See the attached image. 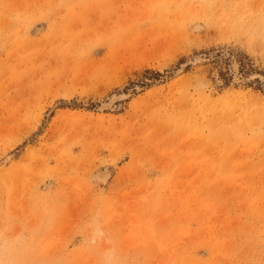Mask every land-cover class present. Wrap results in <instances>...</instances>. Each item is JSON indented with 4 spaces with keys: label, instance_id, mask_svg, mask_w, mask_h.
Listing matches in <instances>:
<instances>
[{
    "label": "rangeland",
    "instance_id": "rangeland-1",
    "mask_svg": "<svg viewBox=\"0 0 264 264\" xmlns=\"http://www.w3.org/2000/svg\"><path fill=\"white\" fill-rule=\"evenodd\" d=\"M0 264H264V0H0Z\"/></svg>",
    "mask_w": 264,
    "mask_h": 264
},
{
    "label": "bare ground",
    "instance_id": "bare-ground-1",
    "mask_svg": "<svg viewBox=\"0 0 264 264\" xmlns=\"http://www.w3.org/2000/svg\"><path fill=\"white\" fill-rule=\"evenodd\" d=\"M232 71V70H231ZM239 75V73H238V67H237V65L236 64H234V62H233V76H234V79L235 80H241V78L238 76ZM253 76V75H252ZM251 77V76H250ZM249 77V78H250ZM260 77V76H259ZM244 80V79H243ZM246 80V79H245ZM120 98H122V95H120V96H118V95H113V96H111L107 101H105V102H103V104L101 105V108L102 109H104V108H106V107H111V106H113V104H114V102L116 101V100H119ZM99 176H101V177H105V173H101V174H99Z\"/></svg>",
    "mask_w": 264,
    "mask_h": 264
}]
</instances>
